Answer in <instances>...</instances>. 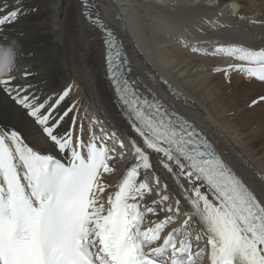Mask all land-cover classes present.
<instances>
[{
	"label": "snow or ice",
	"instance_id": "snow-or-ice-1",
	"mask_svg": "<svg viewBox=\"0 0 264 264\" xmlns=\"http://www.w3.org/2000/svg\"><path fill=\"white\" fill-rule=\"evenodd\" d=\"M82 5L86 19L105 28L109 37L104 41L106 61L123 114L157 164L175 178L182 199L164 209L171 216L154 228H144V211L155 213L157 202L141 210L137 201L151 189L137 178L155 165L146 149L131 139L136 160L105 209L100 194L111 185L101 183L100 177L115 171L110 164L115 148L110 149L108 141L98 147L97 141L104 138L94 132L87 143L82 138L77 106L67 102L71 88L41 97L32 83L24 82L33 73L21 66V75L0 80V115L11 118V126L0 123V264H202L204 250L193 252L188 239L187 229L194 221L202 224L208 238L211 264H264V201L194 125L170 113L159 100L142 97L125 71L113 68L114 34L98 18L93 20L89 0H82ZM19 15V8L0 15V26ZM217 53L247 66L230 64L214 71H238L264 81V49L219 46L212 54ZM17 79L21 82L14 83ZM259 102L264 96L253 100ZM118 135L114 131L109 140ZM119 147L124 148L123 140ZM156 184L160 185L159 177ZM168 200L163 195L160 203ZM182 200L190 205L184 213L185 238L174 237L173 229L162 244L151 247L160 240V230L180 215ZM200 239L198 234L196 240Z\"/></svg>",
	"mask_w": 264,
	"mask_h": 264
},
{
	"label": "bare ground",
	"instance_id": "bare-ground-1",
	"mask_svg": "<svg viewBox=\"0 0 264 264\" xmlns=\"http://www.w3.org/2000/svg\"><path fill=\"white\" fill-rule=\"evenodd\" d=\"M89 1V11L114 34L113 60L138 92L159 100L170 113L201 131L230 169L237 171L264 201V183L254 173L259 170L264 174V102L253 104V100L264 96V81L238 71L227 75L214 71L230 64L247 66V62L227 53L212 54L219 46L264 49V0ZM16 8L20 9L17 20L0 26V41L14 38L21 45L12 75H21L19 70L24 66L33 73L24 82L32 83L33 91L41 97L71 88L67 102L77 106L78 125H85L82 135L86 142L92 132L109 138L113 133L109 127L114 125L117 132L128 134L146 149L106 77L103 39L109 37L105 28L86 19L82 0H0V15ZM193 47L199 51L193 52ZM10 120L8 113L0 115V123L11 126ZM17 126L22 127V123ZM120 140V135L112 137L108 145L117 148L110 161L115 171L101 178V183L111 185L100 194L99 202L105 209L132 159L129 144L123 140L125 148L121 149ZM146 151L155 166L138 183L147 182L151 191L145 193L149 195L141 203L137 202L142 211L157 202L155 213L147 215L144 211V228H154L172 215L161 210L175 207V200L182 199V194L175 178L157 164L152 150ZM181 182L189 187L183 179ZM163 195L169 200L160 203ZM209 198L214 200L211 193ZM180 207L174 222L160 230L163 238L173 229L177 230L174 237L185 238L184 213L190 206L182 200ZM187 232L193 252L203 249L208 253L210 245L203 226L194 221ZM161 241L151 247L159 246ZM202 264H208L207 257Z\"/></svg>",
	"mask_w": 264,
	"mask_h": 264
},
{
	"label": "clouds",
	"instance_id": "clouds-1",
	"mask_svg": "<svg viewBox=\"0 0 264 264\" xmlns=\"http://www.w3.org/2000/svg\"><path fill=\"white\" fill-rule=\"evenodd\" d=\"M21 48L14 38L0 42V80L7 79L14 71Z\"/></svg>",
	"mask_w": 264,
	"mask_h": 264
},
{
	"label": "rangeland",
	"instance_id": "rangeland-1",
	"mask_svg": "<svg viewBox=\"0 0 264 264\" xmlns=\"http://www.w3.org/2000/svg\"><path fill=\"white\" fill-rule=\"evenodd\" d=\"M78 10V9H77ZM88 122V121H87ZM83 125V124H82ZM85 126V125H84ZM83 126V127H84ZM98 137H100V136H98ZM82 138L85 140V142H86V138H85V135L83 134L82 135ZM87 143V142H86ZM108 145H110V143H108ZM84 151L86 152V148L84 149ZM149 194H146L145 196H148ZM139 200V199H138ZM142 201V200H141ZM141 203V202H140ZM158 206V205H157ZM156 206V207H157ZM161 212H165L164 210H161ZM167 212V211H166ZM151 213L150 212H147V215H150ZM175 220V219H174ZM174 220L173 221H171L170 223H173L174 222ZM159 235H160V240L163 238V236H162V234L161 233H159ZM159 240V241H160Z\"/></svg>",
	"mask_w": 264,
	"mask_h": 264
},
{
	"label": "water",
	"instance_id": "water-1",
	"mask_svg": "<svg viewBox=\"0 0 264 264\" xmlns=\"http://www.w3.org/2000/svg\"><path fill=\"white\" fill-rule=\"evenodd\" d=\"M109 30V29H108Z\"/></svg>",
	"mask_w": 264,
	"mask_h": 264
}]
</instances>
